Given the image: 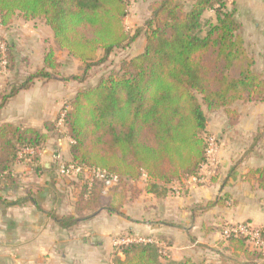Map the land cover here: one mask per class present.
<instances>
[{
	"label": "trees",
	"instance_id": "16d2710c",
	"mask_svg": "<svg viewBox=\"0 0 264 264\" xmlns=\"http://www.w3.org/2000/svg\"><path fill=\"white\" fill-rule=\"evenodd\" d=\"M228 1L155 0L150 15L132 33L125 25L127 0H0L1 25H9L16 16L42 20L50 26L55 45L45 53L43 66L19 74L20 62L28 63V59L21 58L15 45L0 35V46L6 43L7 70L18 74L0 91V109L37 80L85 84L115 49L142 35L145 38L140 53L78 89L62 108L64 115L46 122V131L12 122L0 124V193L16 182L12 167L20 161L19 152L42 149L52 138L72 140L67 163L117 176V183L109 187L102 179L95 177L90 185V177L85 178L77 200L78 218L53 214L65 228L94 216L98 208L118 212L128 193L139 194L135 183L145 176V191L159 196L198 176L208 162L212 135L208 113L223 110L234 124L239 116L235 104L264 100V72L256 69L236 9ZM57 50L81 62L80 74L61 72ZM1 56L0 52V61ZM26 159L30 165L39 163L38 154L21 161ZM245 178L264 189V167L250 170ZM113 195L121 199L118 207L111 204ZM0 202L18 203L1 194ZM227 225L221 226V234ZM261 234L264 238L262 227ZM223 241L233 251L227 256L232 263L237 264L242 253L247 264H264V250L253 248L246 236L231 234ZM112 263L202 264L189 257L164 256L156 241L114 246Z\"/></svg>",
	"mask_w": 264,
	"mask_h": 264
},
{
	"label": "crops",
	"instance_id": "0c3cea01",
	"mask_svg": "<svg viewBox=\"0 0 264 264\" xmlns=\"http://www.w3.org/2000/svg\"><path fill=\"white\" fill-rule=\"evenodd\" d=\"M241 1L251 15L242 20L243 27L258 58L256 68L263 72L264 0ZM45 27L48 38L42 36L37 20L16 16L9 25L0 24V35L28 59L20 62L19 74L44 65L47 47L54 44L53 33ZM7 75L13 79L11 71ZM1 78L0 70V82ZM75 93L69 94L68 81L37 80L0 109V124L46 131V122L55 120ZM239 103L234 106L239 113L234 124L223 110L209 116L208 129L217 136L218 150L215 167L209 161L201 170V174L214 170L205 182L176 184L174 191L159 196L146 192L145 177L141 178L135 183L139 194L128 193L118 212L98 208L94 216L70 228L60 226L53 214L78 218L77 200L88 175L65 176L58 171L53 154L70 160L68 138H52L38 154L39 163L16 161L12 167L16 182L0 193L18 201L8 206L0 202V264H113V240L120 234L153 237L166 245L174 260L234 264L227 259L233 251L223 241L221 226L248 221L264 228V189L245 178L250 170L264 167V100ZM108 193L105 188L103 194ZM225 194L228 197L218 203ZM120 200L113 195L111 204L118 207ZM237 264H247L242 253Z\"/></svg>",
	"mask_w": 264,
	"mask_h": 264
},
{
	"label": "rangeland",
	"instance_id": "374dc122",
	"mask_svg": "<svg viewBox=\"0 0 264 264\" xmlns=\"http://www.w3.org/2000/svg\"><path fill=\"white\" fill-rule=\"evenodd\" d=\"M129 3V12L127 17L125 18V25L127 30H129L130 32H134L138 27H140L144 21L147 19V17L150 15V5L153 1L155 0H127ZM248 3H250V1H248ZM228 5L231 8H235L236 9V14L237 17L240 21V23L242 24L243 27V23L242 20H245L247 18H250L249 16H251L250 14L248 15L245 11V6H243L242 1L241 0H229L228 1ZM211 13H207V15H210ZM38 25L41 27V33H43L42 36L48 38L47 35V30L44 29L45 27V23L42 20H37ZM47 27L50 29L51 34H52V30L50 28V26L47 25ZM243 33H244V38H245V42H246V47L248 50L249 55H251L254 59H255V67L257 66V60L258 58L255 56V52L253 50V45H252V41H250V39H248V37L246 36L244 27H243ZM5 41H7L5 39ZM50 42V41H49ZM145 44V38L144 36H140L138 37L134 42H132L131 44H129L126 47H121V48H117L113 51L109 61H107L105 64L98 66L94 72L93 77L90 78V80H88V82H86L85 84H81L75 80H68V86H69V94H71L73 91H76L78 89H80L81 87L85 86L86 84L90 85V84H94L101 75L104 74H108L111 70L118 68L119 63L127 57L130 56H134L136 54H138L143 46ZM49 47L48 50L52 47H54V44H50L48 45ZM57 55L59 58V62L61 64V72L65 75V76H69L72 74H80V70H79V66L81 64V62L74 58L73 56H71L67 51H63V50H57ZM257 69V68H256ZM1 70V68H0ZM12 72L13 75V79L10 78L9 75H5L4 73H2L1 71V84H0V91L3 92L5 91V89L7 88V84L8 81H12L17 79V76L15 73ZM264 72V71H263ZM247 102V101H245ZM250 102V101H249ZM240 104V103H239ZM217 114H221V111L218 112H214V113H208V116H217ZM214 135V134H212ZM66 142H68L66 139H64ZM65 145L67 146V143H65ZM56 150V148H55ZM62 158L67 161V159L64 157L65 155H61Z\"/></svg>",
	"mask_w": 264,
	"mask_h": 264
},
{
	"label": "built area",
	"instance_id": "2783aa9c",
	"mask_svg": "<svg viewBox=\"0 0 264 264\" xmlns=\"http://www.w3.org/2000/svg\"><path fill=\"white\" fill-rule=\"evenodd\" d=\"M6 43L3 41L0 46V52L2 54L1 56V61H0V68L2 73L5 75L8 74L7 70V60H6ZM64 115L63 112H61L60 116L62 117ZM62 119V118H61ZM59 124H61V120L59 121ZM68 138V137H67ZM70 142L72 140L68 138ZM217 150H218V144H217V136L216 135H211L209 137V148L207 151V158L208 162L205 163L208 164L209 161L211 162L212 166L215 167L217 161H216V156H217ZM41 149H32V148H24L19 152V160L25 157H30L34 154H40ZM53 160L57 164V169L60 172V174L65 175V176H78L81 175L83 172L88 174V177H90V185L93 182V179L99 178L104 180V183L106 187L112 186L117 183V176L113 174H109L105 170H101L99 168H84L82 166L76 165L74 163H67L62 156L58 153L53 154ZM203 165V167L205 166ZM202 167V169H203ZM214 173V170L209 169L206 174H200L196 177H192L187 181V183H202L205 182L207 179V176L211 175ZM146 177V176H145ZM176 188V187H175ZM176 191H180L179 187L176 188ZM231 234L234 235H244L246 236L250 244L253 248H258V249H263L264 248V238L261 234V227H257L253 225L251 222L248 221H242V222H234V223H228V225L224 228L222 232L223 237H227ZM156 241L157 244L161 247V254L162 255H167V247L165 244L162 242H159L155 240L153 237H146V236H141V235H125L121 237H116L113 240V245H121L125 243H130V242H153Z\"/></svg>",
	"mask_w": 264,
	"mask_h": 264
}]
</instances>
